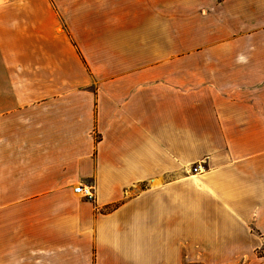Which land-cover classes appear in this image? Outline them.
I'll list each match as a JSON object with an SVG mask.
<instances>
[{
  "label": "crops",
  "instance_id": "obj_1",
  "mask_svg": "<svg viewBox=\"0 0 264 264\" xmlns=\"http://www.w3.org/2000/svg\"><path fill=\"white\" fill-rule=\"evenodd\" d=\"M7 1L0 264L256 256L264 0Z\"/></svg>",
  "mask_w": 264,
  "mask_h": 264
},
{
  "label": "rangeland",
  "instance_id": "obj_2",
  "mask_svg": "<svg viewBox=\"0 0 264 264\" xmlns=\"http://www.w3.org/2000/svg\"><path fill=\"white\" fill-rule=\"evenodd\" d=\"M9 1L7 0H0V4H6ZM264 251V242H262V245L258 247L256 250L255 255L251 258H242V256L238 257H226V258H220V260H215L214 263L207 261L206 258L202 257H194V258H184V264H246L250 260H258L260 259L262 252ZM189 259V261H188Z\"/></svg>",
  "mask_w": 264,
  "mask_h": 264
},
{
  "label": "built area",
  "instance_id": "obj_3",
  "mask_svg": "<svg viewBox=\"0 0 264 264\" xmlns=\"http://www.w3.org/2000/svg\"><path fill=\"white\" fill-rule=\"evenodd\" d=\"M191 171L194 174H197L200 172V164H194L193 166H191ZM74 192L77 194H80L82 198H85L88 201H92L94 198L93 195V189L90 186H82V185H78L74 188Z\"/></svg>",
  "mask_w": 264,
  "mask_h": 264
}]
</instances>
